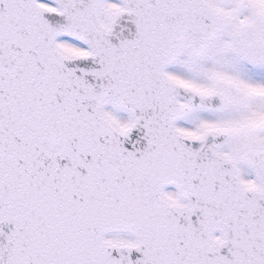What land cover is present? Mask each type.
Returning <instances> with one entry per match:
<instances>
[{"label":"snow or ice","instance_id":"1","mask_svg":"<svg viewBox=\"0 0 264 264\" xmlns=\"http://www.w3.org/2000/svg\"><path fill=\"white\" fill-rule=\"evenodd\" d=\"M0 264H264V0H0Z\"/></svg>","mask_w":264,"mask_h":264}]
</instances>
